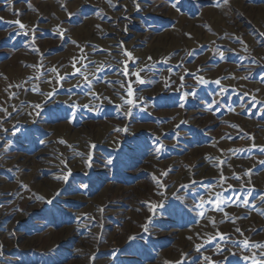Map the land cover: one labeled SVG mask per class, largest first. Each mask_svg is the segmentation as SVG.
<instances>
[{
    "label": "rangeland",
    "instance_id": "rangeland-1",
    "mask_svg": "<svg viewBox=\"0 0 264 264\" xmlns=\"http://www.w3.org/2000/svg\"><path fill=\"white\" fill-rule=\"evenodd\" d=\"M253 255L264 0H0V264Z\"/></svg>",
    "mask_w": 264,
    "mask_h": 264
},
{
    "label": "snow or ice",
    "instance_id": "snow-or-ice-1",
    "mask_svg": "<svg viewBox=\"0 0 264 264\" xmlns=\"http://www.w3.org/2000/svg\"><path fill=\"white\" fill-rule=\"evenodd\" d=\"M224 2L225 3H227V0H224ZM139 8V5H137V9ZM15 23H20V21H15ZM21 27H24V25L23 24H21ZM127 55H129V56H131V53H127ZM222 55V54H221ZM137 75V77H139V74H136ZM143 81H141V83H142ZM206 81H204L203 80V78H201V83H205ZM216 83H219V80H217L216 81ZM128 95L129 96H131L132 95V89H131V87H129V89H128ZM126 103H128V104H132L133 103V100H127L126 101ZM35 107L36 108H39L40 107V105L39 104H37V105H35ZM109 163H111V161H109ZM61 177H57V179H60ZM62 179L63 180H65V181H67L68 180V176L66 175V176H63L62 177ZM26 187V186H25ZM40 199H44V197H40ZM48 203H51L52 201L51 200H49V201H47ZM240 231V229H237V232H239ZM244 243H245V246H247V244H248V241H244ZM262 245H256V247H261ZM245 259H248V257H245ZM252 260H253V264H264V261H257L256 260V258H255V255H253V257H252Z\"/></svg>",
    "mask_w": 264,
    "mask_h": 264
}]
</instances>
